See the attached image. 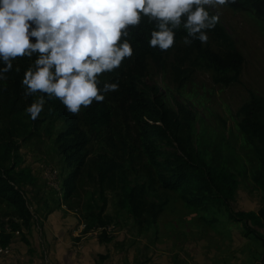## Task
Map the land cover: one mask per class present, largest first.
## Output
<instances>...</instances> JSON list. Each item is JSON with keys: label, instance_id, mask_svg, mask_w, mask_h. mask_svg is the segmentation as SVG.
<instances>
[{"label": "trees", "instance_id": "1", "mask_svg": "<svg viewBox=\"0 0 264 264\" xmlns=\"http://www.w3.org/2000/svg\"><path fill=\"white\" fill-rule=\"evenodd\" d=\"M226 7L247 13L264 30V0H236ZM215 29L220 32V38H227L219 23ZM149 32L147 24L136 29L134 57L120 69L102 76V81L119 83L123 99L120 115L117 108L113 116L102 102L77 115L68 112L59 99L45 104L40 118L49 120L53 126L62 125L55 143L65 159L64 164L72 170L62 185L66 204L70 210L78 209L79 192L91 181L84 169L89 166L87 146L92 138L110 131L113 138L121 139L113 124L123 118L126 129L131 132L130 142H125L124 149L130 155L129 164L135 174L131 176L123 168L110 177L115 183L109 186L119 188L121 205L139 230L153 227L168 199L177 196L192 210L225 207L245 225L249 234L264 240L258 232L264 227V207L258 212H233L230 207L240 185L239 177L249 179L264 193V97L249 93L238 110L231 112V127L226 125L228 120L224 126L215 127V113L206 107L200 92L190 87L192 73L210 72L214 83L232 86L239 82L242 72L243 61L238 52H218L199 41L185 46L181 41L183 31L177 33L173 49L161 52L149 47L146 38ZM34 59L17 58L13 61V70L6 74L7 80L0 81V203L14 210L17 219L28 229L32 214L23 189L34 178L28 167H18L22 163L21 142L27 140L33 122L24 109L36 98L23 95L22 79ZM162 74L173 83V86L166 85L165 94L156 84L146 82ZM172 97L177 104L170 105ZM176 105H179L178 111ZM114 169V166L101 169L102 204L91 213L96 225L97 221L101 226L107 224L103 222L108 206L104 187L108 172ZM22 223L13 221L12 230L20 231ZM12 238V233L0 232L1 246L7 247Z\"/></svg>", "mask_w": 264, "mask_h": 264}, {"label": "rangeland", "instance_id": "2", "mask_svg": "<svg viewBox=\"0 0 264 264\" xmlns=\"http://www.w3.org/2000/svg\"><path fill=\"white\" fill-rule=\"evenodd\" d=\"M213 11L219 15V27L227 38H220V32L213 29L205 45L226 54L238 52L243 61L241 76L238 83L224 86L214 83L210 72L196 71L192 73L190 87L200 92L206 107L215 113V127L224 126L225 120H228L227 127H231V112L238 110L249 93L264 97V30L245 12L226 6ZM166 77L162 74L146 82L156 84L165 94L166 85L173 86ZM110 95L111 98L106 94L102 103L113 116L120 109V115L123 112L121 92L117 90ZM169 101L170 105L177 104L175 97ZM175 109L178 111L179 105ZM31 123L27 140L21 142L22 163L18 167H28L34 178L23 189L32 214L31 225L28 229L17 219L14 210L0 203V232L13 235L7 247L0 244L3 250L0 264H264V240L249 234L245 225L225 207L192 210L179 197L171 196L153 227L141 231L129 220L120 202L119 188L109 186L115 183L110 177L123 168L131 176L135 174L129 164L130 155L124 149L125 142H130L131 132L126 129L123 118L113 124L121 139L113 138L110 131H103L87 146L89 166L84 172L91 181L79 192L81 206L70 210L63 198L62 185L72 170L64 164L65 159L55 143L62 125L53 126L44 117ZM108 166L115 169L106 177L108 206L103 222L107 224L101 226L100 221L95 224L91 213L102 204L101 169ZM239 180L230 207L233 212H258L264 207V193L249 179L239 177ZM13 221L22 223L20 231L12 230ZM262 228L258 232L264 238Z\"/></svg>", "mask_w": 264, "mask_h": 264}, {"label": "clouds", "instance_id": "3", "mask_svg": "<svg viewBox=\"0 0 264 264\" xmlns=\"http://www.w3.org/2000/svg\"><path fill=\"white\" fill-rule=\"evenodd\" d=\"M236 0H0V81L17 58L35 57L24 72L25 109L37 120L48 100L74 115L119 88L102 81L135 55L133 33L147 24L150 48L173 49L177 33L206 44L220 17L213 10ZM17 72L20 70L17 66Z\"/></svg>", "mask_w": 264, "mask_h": 264}, {"label": "built area", "instance_id": "4", "mask_svg": "<svg viewBox=\"0 0 264 264\" xmlns=\"http://www.w3.org/2000/svg\"><path fill=\"white\" fill-rule=\"evenodd\" d=\"M0 252H3L2 248H0Z\"/></svg>", "mask_w": 264, "mask_h": 264}]
</instances>
